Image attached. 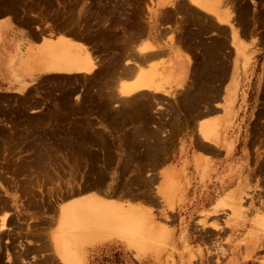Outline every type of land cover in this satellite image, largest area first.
<instances>
[{"label":"rangeland","instance_id":"rangeland-1","mask_svg":"<svg viewBox=\"0 0 264 264\" xmlns=\"http://www.w3.org/2000/svg\"><path fill=\"white\" fill-rule=\"evenodd\" d=\"M165 1L158 4H169ZM250 1L252 8L246 0L227 6L226 13L236 17L234 42L227 27L215 28L184 2L156 11L155 0H0L10 16L42 35L35 43L23 36L15 40L5 52L13 50L12 63L37 48L46 34L59 33L79 37L94 59L104 60L90 77L79 70L16 74L21 67H15L13 85L0 90V205L14 210L10 230L0 237V264H66L56 247L62 236L78 264H264V0ZM158 27L165 32L159 34ZM157 36L164 46L177 45L173 57L181 52L193 61L185 91L178 89L187 64L170 60L169 51L155 45ZM144 45L159 53L142 67L167 68L170 80L156 82L181 93L112 101L115 73L135 47ZM238 122L245 128L235 147L242 161L226 191L213 199L216 183L222 182L220 155L199 146L200 132L207 131L208 144L228 151V127ZM182 139L187 146H180L181 161L176 144ZM168 164L173 177L164 191L162 167ZM87 185L98 188L79 194V186ZM93 199L109 204L105 208L114 214L109 223L95 218ZM76 201L83 202V212L73 224L62 209Z\"/></svg>","mask_w":264,"mask_h":264},{"label":"bare ground","instance_id":"bare-ground-1","mask_svg":"<svg viewBox=\"0 0 264 264\" xmlns=\"http://www.w3.org/2000/svg\"><path fill=\"white\" fill-rule=\"evenodd\" d=\"M73 1V0H72ZM188 2L187 3H189L188 4V6L187 7H189V5L191 6V5H193L194 6V8H197V11L198 12H201V13H203L204 14V16L206 15H208L207 17L210 19L211 17H212V20H216V23L218 22L219 24H222V25H228L229 27H230V29H229V33H230V36H231V39L235 42V40L237 39V33H236V28H237V26L235 27L234 26V24H233V22L230 20V16L233 14V12H232V14H227L225 11H224V13L222 12L223 10H224V8L223 7H220L221 8V10H222V8H223V10L221 11L220 10V8H219V4H218V0H187ZM240 1V0H239ZM65 2V1H64ZM67 2V1H66ZM76 2V1H75ZM98 2V1H97ZM178 2H180V1H178ZM212 5H211V4ZM42 4V3H41ZM47 4H49V3H47ZM178 4H180V3H178ZM177 4V5H178ZM182 4V3H181ZM222 4V3H221ZM175 5H176V3H175ZM183 5V4H182ZM41 6V5H40ZM60 6H61V4H60ZM178 6H180V5H178ZM186 6V5H185ZM193 6H192V8H193ZM222 6V5H221ZM63 7V6H62ZM84 7V6H83ZM177 6H175V9L177 10L178 8H176ZM230 7V6H229ZM256 7V6H255ZM55 8V7H54ZM57 8V7H56ZM55 8V9H56ZM76 8V7H75ZM74 8V9H75ZM85 8V7H84ZM84 8L82 9V12L84 11ZM87 8V7H86ZM183 8V7H182ZM182 8H181V10H182ZM185 8V7H184ZM226 8H228L227 6H226ZM173 9V8H172ZM230 9H232V8H230ZM39 10V9H38ZM73 10V9H72ZM180 10V9H179ZM196 10V9H195ZM233 10V9H232ZM231 10V11H232ZM61 11V10H60ZM70 11V10H69ZM55 12V11H54ZM63 12V11H62ZM85 12H86V9H85ZM177 12V11H176ZM191 12V11H190ZM195 12V11H194ZM60 13V12H59ZM67 13H68V11H67ZM66 13V14H67ZM84 13V12H83ZM173 13H175V12H173ZM181 13V12H180ZM187 13V12H186ZM58 14V13H57ZM56 14V15H57ZM177 14H178V12H177ZM195 14V16H197L198 14H196V13H194ZM193 14V12H192V15H194ZM7 15V14H6ZM59 15V14H58ZM202 15V14H201ZM65 16V15H64ZM174 16V15H173ZM185 16V15H184ZM188 16V15H187ZM186 16V17H187ZM199 16V15H198ZM198 16L196 17V18H198ZM211 16V17H210ZM257 16V15H256ZM79 17H81V14H80V16ZM186 17H183V18H186ZM200 17V16H199ZM77 18V17H76ZM85 18V17H84ZM183 18H181L182 20H183ZM63 19V18H62ZM70 19V18H69ZM78 19V18H77ZM159 19H160V17H159ZM194 19V18H193ZM199 19V18H198ZM240 19V18H239ZM71 20V19H70ZM72 20H73V18H72ZM80 20V19H79ZM180 20V19H179ZM204 20V19H203ZM215 20H214V22H215ZM241 20V19H240ZM31 21V20H30ZM196 21H201V19L200 20H197L196 19ZM206 21H207V19H206ZM248 21V20H247ZM246 21V22H247ZM84 22V21H83ZM93 22V21H92ZM186 22V21H185ZM203 22V21H202ZM202 22H201V24H202ZM212 22V21H211ZM26 23V22H25ZM68 23V22H67ZM72 23V22H71ZM75 23V22H74ZM73 23V24H74ZM198 23V22H197ZM27 24V23H26ZM80 24V23H79ZM98 24H99V22H98ZM204 24V23H203ZM20 25V24H19ZM65 25V24H64ZM71 25V24H70ZM212 25H215L214 23L212 24ZM37 27H39L38 25H36ZM63 26V25H62ZM69 26V25H68ZM67 26V27H68ZM74 26V25H73ZM101 26V25H100ZM66 27V26H65ZM64 27V28H65ZM75 28H76V25L74 26ZM103 27V26H102ZM39 29V28H38ZM66 29V28H65ZM68 29V28H67ZM66 29V30H67ZM42 30V29H41ZM71 30H73V29H71ZM215 30V29H214ZM216 30H218V29H216ZM35 31V30H34ZM58 31V30H57ZM79 31H80V29H79ZM178 31V30H177ZM238 31V30H237ZM73 32V31H72ZM219 32V31H218ZM217 32V33H218ZM77 33V32H76ZM181 33V32H180ZM215 33V32H214ZM250 33V32H249ZM66 34H68V33H66ZM74 34V33H73ZM80 34V33H79ZM221 34V33H220ZM252 34V33H251ZM47 35V34H46ZM45 35V40H43V42H42V44H40V45H38V47L37 48H35L34 47V49H32V47H30L31 49H29L28 51H26L25 53H24V56L22 55V57L21 58H19V60H17V63H16V66H15V64L14 65H8V67L6 68L8 71H9V73L10 74H13V73H15V67L17 68V67H21V70L20 71H17L18 70V68L16 69V74L18 73V72H23L24 71V74L25 73H28V75H37V74H39V73H41V72H44V71H46V72H48V73H56V74H62V73H64V71L65 72H70V71H72V72H74V73H76V71L77 70H79V72L80 73H84V75H92V74H94V73H96V71H98L99 70V65L104 61V60H100L101 61V63L100 62H98L96 59H94L93 58V55H91V51H90V49L89 50H87L83 45L84 44H82L83 42H82V40L80 41V40H78L79 39V37H78V39H76L75 37H72V36H68V35H65V34H62V33H59V34H55V35H47L46 36ZM60 35H61V37H60ZM72 35V34H71ZM42 36V35H41ZM79 36V35H78ZM240 36V35H239ZM226 37V36H225ZM81 38V37H80ZM140 39V38H139ZM179 39H180V37H179ZM144 41V40H143ZM183 41V40H182ZM192 41V40H191ZM180 41L178 40V43H179ZM229 42H230V40H229ZM82 45H80V44ZM121 43V42H120ZM144 43V42H143ZM138 44H139V42H138ZM233 44V43H232ZM137 45V44H136ZM143 45V44H142ZM148 45V44H147ZM236 45V44H235ZM86 47H88L87 45H86ZM125 47V46H124ZM133 48L135 47V46H132ZM138 47V46H137ZM137 47H135L134 48V52H135V54L134 55H132V56H127V58L125 59L126 61H128V62H123L122 63V61H121V63L123 64V67L122 68H120L118 71H117V73H115L116 75H115V77L117 78H115V80H116V85H115V87H113V90H112V93H115V94H117V98H115L114 97V99H113V97L112 96H108L110 93H111V90L109 91V94L106 92V94H107V96L109 97V98H112L113 100L112 101H116L115 99H119V100H121V99H128V98H134V97H136V96H138V95H142L143 96V94H144V96L146 97L148 94H151V95H153V96H155V93H159L160 91H162V92H167L168 93V96L169 97H174V95H176V93L178 92V90H184L185 91V89H184V87H185V85H188L187 83H186V81L185 82H183L182 83V80H181V85H182V88H180V89H178V90H176L175 88L174 89H172L171 90V87L170 86H163V88L156 82L157 81V78H158V81H159V77H161L163 80H165V81H169L170 80V78H168L169 77V75L167 74V71H168V69L166 68L165 69V67H162L161 69H159V68H156V64L155 63H150L151 65H148V68H146V67H142V65L144 66V64L147 62L148 63V60H150L151 59V57L152 56H155V55H157L158 53H159V51L156 49V50H153V48L152 47H150L149 48V46H139L138 48ZM180 47V46H179ZM237 48H238V46H236ZM122 48V47H121ZM129 48H131V46L129 47ZM147 48H149V49H151L152 48V50H148ZM199 48V47H198ZM124 49V48H123ZM140 49V50H139ZM154 49H155V47H154ZM239 49V48H238ZM122 50V49H121ZM121 50H119V51H121ZM126 50V49H125ZM118 51V52H119ZM124 51V50H123ZM242 51V50H241ZM110 54V53H109ZM112 54V53H111ZM117 54V53H116ZM120 54H121V52H120ZM124 54V53H123ZM123 54H122V56H123ZM128 54V52L126 51V55ZM204 54V53H203ZM131 55V54H130ZM98 56V55H97ZM115 57V56H114ZM121 57V56H120ZM106 58V57H105ZM104 58V59H105ZM119 58V57H118ZM101 59V58H100ZM153 59H155V58H153ZM9 61V60H8ZM109 61V60H108ZM150 61H152V60H150ZM192 61V60H191ZM11 62V61H10ZM100 63V64H99ZM192 63H193V61H192ZM6 64V63H5ZM103 64H105V63H103ZM119 64H120V62H119ZM119 64L117 65L118 67H120L119 66ZM110 65V64H109ZM107 66V65H106ZM105 66V67H106ZM230 67V66H229ZM5 68V67H4ZM113 69L115 68V66L114 67H112ZM106 69V68H105ZM10 70L12 71V73L10 72ZM107 70V69H106ZM186 70H188L187 69V67H186ZM101 72H102V70H100ZM108 71V70H107ZM112 71V70H111ZM114 71H115V69H114ZM71 72V73H72ZM78 72V71H77ZM192 72H194V71H192ZM102 74V73H101ZM101 74H99V76L101 75ZM107 74H110V73H107ZM83 75V76H84ZM103 75V74H102ZM106 75V74H105ZM111 75H112V73H111ZM228 75V74H227ZM86 77V76H85ZM90 77V76H89ZM105 77V76H104ZM114 78V76H110L109 78ZM206 77V76H205ZM106 78V77H105ZM108 78V77H107ZM123 78H126V79H128L127 80V82H125V83H121V84H118V82H121V80H123ZM101 79H102V77H101ZM191 79V78H190ZM189 79V80H190ZM103 80V79H102ZM112 80V79H111ZM115 80H113V81H115ZM189 80H187V82L189 81ZM79 82V81H78ZM87 82V81H86ZM92 82V81H91ZM225 82V81H224ZM88 83V82H87ZM89 83H90V81H89ZM216 83V82H215ZM81 84H85V83H81ZM92 84H93V82H92ZM96 84L98 85V83L96 82ZM108 83H106V85H107ZM185 84V85H184ZM209 84H212V83H209ZM163 85V84H162ZM99 86V85H98ZM97 86V87H98ZM111 86H114V85H111ZM110 86V84H109V88L111 87ZM189 86V85H188ZM107 87V86H106ZM212 87V86H211ZM82 88V87H81ZM114 88H115V90H117V89H120L122 92H123V94L122 95H120V94H118V93H116L115 91H114ZM192 88V87H191ZM223 88V87H222ZM93 89V88H92ZM91 89V90H92ZM96 89V88H95ZM94 89V90H95ZM101 89V88H100ZM104 89V88H103ZM111 89V88H110ZM85 90V89H84ZM90 90V91H91ZM187 90V89H186ZM26 90H24L23 92H25ZM79 91V90H78ZM88 91H89V89H88ZM104 91H106V90H104ZM118 91V90H117ZM153 91V92H152ZM155 92V93H154ZM111 93V94H112ZM121 93V92H120ZM181 93V92H180ZM180 93H177V94H180ZM212 93V92H211ZM23 94V93H22ZM76 94V93H75ZM101 94H103L102 92H101ZM114 94V95H115ZM220 94V93H219ZM197 95V94H196ZM214 95V94H213ZM98 96V95H97ZM116 96V95H115ZM80 97V96H79ZM100 97H101V95H100ZM107 97V98H108ZM144 97V98H145ZM213 97V96H212ZM138 99H139V97H137ZM140 98H143V97H141L140 96ZM154 98H156V97H154ZM154 98H152V99H154ZM185 98V97H184ZM77 99H79V98H77ZM135 99V98H134ZM146 99V98H145ZM147 99H149V97H147ZM173 99V98H172ZM187 99V98H186ZM185 99V100H186ZM150 100V99H149ZM157 100V99H156ZM110 101V100H109ZM138 101V100H137ZM141 101V100H140ZM148 101V100H147ZM175 101V103H176V100H174ZM76 102H78V100L76 101ZM75 102V103H76ZM111 102V101H110ZM118 102V101H117ZM132 102V101H131ZM135 102V101H134ZM152 102V101H151ZM155 101H153V103H154ZM196 102V101H195ZM200 102V101H199ZM204 102V101H203ZM202 102V103H203ZM125 103V102H124ZM128 102H126V104H127ZM147 103H150V102H147ZM168 103H170V102H168ZM167 103V104H168ZM212 103V102H211ZM110 104V103H109ZM118 104L120 105V103L118 102ZM123 104V103H122ZM134 104V103H133ZM136 104V103H135ZM142 104V103H141ZM140 104V105H141ZM145 104H146V102H145ZM157 104V103H156ZM164 104V103H163ZM166 104V103H165ZM171 104V103H170ZM177 104V103H176ZM185 104V103H184ZM196 104V103H195ZM204 104H206V103H204ZM210 104V103H209ZM140 105H138V106H140ZM148 105V104H147ZM122 106V105H121ZM123 106H124V104H123ZM128 106H129V104H128ZM142 106V105H141ZM171 106V105H170ZM193 106V105H192ZM197 106V105H196ZM108 107V106H107ZM179 107V106H178ZM194 107V106H193ZM128 108H131V107H128ZM164 108V107H163ZM179 108H181V107H179ZM113 109V108H112ZM122 109V108H121ZM127 109V108H126ZM166 109H168V108H166ZM111 110V109H110ZM116 110V109H115ZM138 110V109H137ZM200 110V109H199ZM198 110V111H199ZM210 111H214L215 109H213V108H211V109H209ZM208 110V111H209ZM166 111V110H165ZM202 111V110H201ZM204 111H205V109H204ZM131 112V111H130ZM192 112V111H191ZM190 112V113H191ZM207 112V111H206ZM216 112V111H215ZM132 113V112H131ZM134 113V112H133ZM170 113V112H169ZM168 113V114H169ZM172 113V112H171ZM175 113V112H174ZM173 114V113H172ZM198 114V113H197ZM107 115V114H106ZM124 115V114H123ZM155 115V114H154ZM194 115H195V112H194ZM210 115H212V114H210ZM209 114H207V116H210ZM168 116V115H167ZM136 117V116H135ZM174 117V116H173ZM190 117V116H189ZM201 117H203V115H201ZM204 117H206V116H204ZM198 118V117H197ZM207 118V117H206ZM112 119V118H111ZM158 119V118H157ZM166 119V118H165ZM173 119V118H172ZM175 119V118H174ZM202 119H204V118H202ZM177 120V119H176ZM198 120V119H197ZM264 120V119H263ZM199 121V120H198ZM202 121H205V120H202ZM176 122V121H175ZM196 122V121H195ZM140 123V122H139ZM211 124H212V122H210ZM169 124H170V122H169ZM172 125V124H171ZM214 125V124H213ZM162 126H165V125H162ZM156 128V127H155ZM207 129V128H206ZM12 130V129H11ZM208 130V129H207ZM10 131V130H9ZM159 131V130H158ZM171 131V130H170ZM209 131V130H208ZM165 132V131H164ZM167 132V131H166ZM177 132V131H176ZM261 132V131H260ZM144 133V132H143ZM95 134V133H94ZM170 134V133H169ZM202 134V135H201ZM167 135V134H166ZM200 135L202 136V139L200 140V142H202V144L203 143H207V142H209L208 141V135H207V131H205V130H203L202 131V133L200 132ZM164 136V135H163ZM168 136V135H167ZM165 138H166V136H165ZM164 138V139H165ZM161 139V138H160ZM158 141V140H157ZM168 143V142H167ZM163 144V143H162ZM164 144H165V142H164ZM208 144V143H207ZM211 143H209L208 145H210ZM160 145V144H159ZM158 145V146H159ZM200 145H201V143H200ZM212 145H210V147H211ZM203 149L204 150H207V146H206V144H203ZM214 148V147H213ZM215 149V148H214ZM155 150V149H154ZM153 150V151H154ZM212 151V150H211ZM168 154V153H167ZM261 154V153H260ZM77 159V158H76ZM128 160V159H127ZM155 160V159H154ZM5 161V160H4ZM33 169V168H32ZM31 170V169H30ZM38 174H36V176H37ZM35 176V175H34ZM42 176V175H41ZM39 177V176H38ZM37 177V178H38ZM164 177H165V181H166V183L163 185L164 186V191H167V184L170 182V179H171V177H173V174H172V171L170 172V171H168V169H166V173L164 174ZM36 178V177H35ZM29 179V178H28ZM1 181V180H0ZM31 181V180H30ZM144 182V181H143ZM29 183V182H28ZM264 183V182H263ZM27 184V183H26ZM90 184H92V183H90ZM27 186V185H26ZM96 187V189L98 188V185L97 186H95V185H87L85 188H82V187H80L79 186V188H78V192H79V194H83L84 192H88V191H90V190H94V188ZM88 188H91L90 190H87L86 191V189H88ZM100 188V187H99ZM260 188V187H259ZM26 189V188H25ZM69 191V190H68ZM109 191V192H108ZM163 191V192H164ZM42 192V191H41ZM72 192V191H71ZM113 192V190H107L106 191V193L107 194H111ZM171 193V192H170ZM31 194V193H30ZM29 194V195H30ZM49 194V193H48ZM77 194V193H76ZM164 194H165V192H164ZM258 194V193H257ZM264 194V193H263ZM90 195V194H89ZM116 195V194H115ZM260 195V194H259ZM262 195V194H261ZM17 196V195H16ZM35 196V195H34ZM71 196V195H70ZM68 197V196H67ZM88 197V196H87ZM9 198V197H8ZM84 198H86V197H84ZM89 198V197H88ZM235 198H236V196H235ZM4 199V198H3ZM36 198H34V200H35ZM94 199H96V200H98L97 198H94ZM93 199V201H91V203H90V205L92 206V208H91V211L93 212V214H94V216H95V218L96 219H99V220H104V221H106L107 222V220H109V219H111L112 218V216L114 215L113 214V212H112V210H111V208H105V205H107V206H109V204H105L104 202H103V204L102 203H98L96 200H94ZM17 200H19V199H17ZM66 200V199H65ZM4 201H6V198H5V200ZM63 201V200H62ZM100 201V200H99ZM7 202V201H6ZM5 202V203H6ZM82 201H76L75 203H73V205L70 207V209L68 210V211H66L65 209H62V213H63V215L64 214H67L71 219H72V222L71 223H75V222H79V219H80V217L82 216V212H83V208H82V205L83 204H80ZM101 202V201H100ZM1 203V202H0ZM2 203H3V201H2ZM9 203V202H8ZM7 203V204H8ZM83 203V202H82ZM17 204V203H16ZM31 204H33V203H31ZM240 204V203H239ZM84 205H85V203H84ZM242 205V204H241ZM12 206V205H11ZM10 206V207H11ZM110 206H112V205H110ZM85 208H86V205H85ZM241 208V207H240ZM16 209V208H15ZM68 209V208H67ZM9 210V209H8ZM7 209L5 210V209H3V207L0 205V237L4 234V233H7V230H10V226H9V222H10V219H11V217L12 216H14V210H13V208H12V210H13V212H11V211H8ZM17 212V211H16ZM89 212V211H88ZM17 214H18V212H17ZM20 214V213H19ZM90 214H91V212H90ZM92 215V214H91ZM16 216V215H15ZM19 216V215H18ZM121 216V215H120ZM128 216V215H127ZM20 217V216H19ZM17 218V217H16ZM94 218V217H93ZM114 219V218H113ZM15 220V219H14ZM102 220V221H103ZM112 220V219H111ZM115 220V219H114ZM110 222V220L108 221V223ZM15 224H16V222H14ZM100 223V222H99ZM12 224H13V222H12ZM104 224V223H103ZM64 225H66V224H64ZM64 225H62V226H64ZM69 225V224H68ZM102 225V224H101ZM107 226V225H106ZM22 227V226H21ZM87 227H89V226H86V228ZM12 228V227H11ZM13 229H15V228H13ZM20 229V228H19ZM93 229V228H92ZM91 229V230H92ZM12 230V229H11ZM17 230V229H16ZM16 230H15V232H16ZM19 231V230H18ZM16 232V234H18L19 232ZM52 231V230H51ZM21 232V231H20ZM100 232H101V230H100ZM93 233V232H92ZM99 233V232H98ZM106 233V232H105ZM62 234V233H61ZM94 234V233H93ZM9 235V234H8ZM96 235V234H95ZM56 236V238H58L57 237V235H55ZM6 237V236H5ZM95 237V236H94ZM55 238V239H56ZM91 238H93V237H91ZM96 238V237H95ZM56 240H59L60 241V243L58 242V244L56 245V247H57V249L61 252V258H62V260H63V262H65L66 264H78L77 263V259H75L74 257H75V252L74 253H72L71 252V250L69 249V246H68V242H67V239L66 238H64V236H62V237H60V239H56ZM55 241V240H54ZM49 242V241H48ZM47 242V243H48ZM57 242V241H56ZM52 243V242H51ZM18 244V243H17ZM21 244V243H20ZM15 245V244H14ZM23 245V244H22ZM5 246V245H4ZM16 246V245H15ZM74 246V245H73ZM22 248H23V246H22ZM2 249V248H1ZM57 249H55V250H57ZM78 251V250H77ZM6 253V252H5ZM21 253V252H20ZM19 253V254H20ZM3 254V253H2ZM9 254V253H8ZM17 254V253H16ZM10 255V254H9ZM22 255V254H21ZM21 255H19L18 257L19 258H21L20 256ZM77 255V254H76ZM4 256H6V255H4ZM8 256V255H7ZM6 256V257H7ZM23 256V255H22ZM8 258H10V257H8ZM11 259V258H10ZM12 260V259H11ZM19 260H22V259H19ZM20 262V261H19Z\"/></svg>","mask_w":264,"mask_h":264},{"label":"crops","instance_id":"crops-1","mask_svg":"<svg viewBox=\"0 0 264 264\" xmlns=\"http://www.w3.org/2000/svg\"><path fill=\"white\" fill-rule=\"evenodd\" d=\"M163 1H165V0H163ZM178 1H180L182 3L188 2L187 0H166L165 2L169 3V4L159 5L158 4L159 0H155L154 9H156V11H160L163 8H170V7H173L175 3H178ZM220 1L222 4L219 5V8L223 7L224 10H223V8H222L223 11L221 10V8H220V10L224 13V11L226 12V9H227L226 6H229L233 0H220ZM246 2L250 5V8H252L251 7V1L246 0ZM187 4H189V3H187ZM191 6H193V5H191ZM210 19L212 20V17ZM214 20H212V22L215 24L214 25L215 28L227 27L228 30L230 29V27L228 25H222V24H219L218 22L216 23V20H215V22H214ZM230 20L232 22H234L236 20L235 15H231ZM0 24H1V28H2V34H3L2 41L0 42V90L3 91V90L9 89V87H11L13 85L12 74H10L9 71L7 69H5L4 67H6L8 65H14L17 63V61H16V63H12L13 50H12V52H9L8 55L5 52L8 49H11V46L14 45L15 40L22 38V36H23V38L26 37V39L32 43L40 41L42 36L40 34L39 29H37V28H29V29L26 28V26H24L23 23L18 22L14 17L10 16L9 11L7 9L1 8V7H0ZM24 29H27V34L25 33L26 36L21 34V32H20L21 30H24ZM164 29H165L164 27L163 28L158 27L157 31L159 34H162L165 32ZM42 42H41V44H42ZM155 45H161L162 48L168 50L170 53V54L169 53L168 54L171 55L170 60H172L173 62H175V63L178 62L181 64L184 62L187 64L188 70H187V72H186L187 74L185 76V81L187 82V80H189L192 76L194 63H192V61L190 59H187V57L181 52L178 53L179 57H173L176 54L175 51H179V49L177 48V45H176V47L175 46L169 47L166 45L164 46V44H162V42H160V40L158 39V36H157V40H156ZM182 48H186V47L183 46V47H181V49ZM4 56H7V59ZM228 75L230 76V71H229ZM211 108L215 109V106H212ZM240 112L241 111H239V113ZM243 128L244 127H243V124L241 122L235 123V126H233V127L232 126L228 127L229 136L227 139L230 140V142L232 143V147L228 151H226L225 147L221 148V147H217V146L212 145V144H210V145H212L210 147V145H208L207 143H203V144H206V146L208 147L207 151L211 152L213 154V156L220 155L218 159H219V162L221 163V165L219 166V168H220L219 170H220V173L222 174V178H220V179H222V182L220 184L218 183L219 185L216 183L215 187L218 188L217 189L218 193L216 192L217 194H215L212 197L213 199H215L218 194L221 193V195H222L226 191L230 182L232 181V177L233 176L235 177V174H232V172L234 171L236 173V170H237L236 166L238 165L239 162L242 161V156L240 154H237L235 147L237 146V144H239V141H241L240 135H241V132L243 131ZM237 134L239 135L238 137H236ZM232 135H233V137H232ZM236 142H238V143H236ZM200 143H201V145H199V146L202 147L203 144H202V142H200ZM176 145L178 146V151H177V152H179L178 155L180 156V159L182 161L183 159L181 156H184L183 153L185 151H184V149L181 150L180 146L186 147L187 146L186 140L183 141V139H182V140L178 141ZM220 150H222V153H220ZM168 167H172V164L165 165L162 167V169H164V168L166 169ZM241 167L244 169V166H240L239 168H241ZM215 187H214V190H215Z\"/></svg>","mask_w":264,"mask_h":264}]
</instances>
